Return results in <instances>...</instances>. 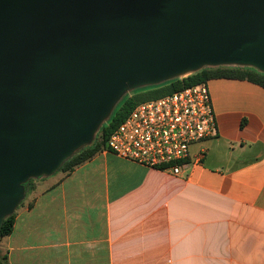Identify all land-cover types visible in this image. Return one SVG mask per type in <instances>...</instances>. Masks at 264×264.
Masks as SVG:
<instances>
[{
	"label": "water",
	"instance_id": "water-1",
	"mask_svg": "<svg viewBox=\"0 0 264 264\" xmlns=\"http://www.w3.org/2000/svg\"><path fill=\"white\" fill-rule=\"evenodd\" d=\"M264 73V0H0V226L137 88Z\"/></svg>",
	"mask_w": 264,
	"mask_h": 264
},
{
	"label": "crops",
	"instance_id": "crops-1",
	"mask_svg": "<svg viewBox=\"0 0 264 264\" xmlns=\"http://www.w3.org/2000/svg\"><path fill=\"white\" fill-rule=\"evenodd\" d=\"M207 84L216 135L179 174L99 152L36 179L0 241L8 264H264V88Z\"/></svg>",
	"mask_w": 264,
	"mask_h": 264
},
{
	"label": "built area",
	"instance_id": "built-area-1",
	"mask_svg": "<svg viewBox=\"0 0 264 264\" xmlns=\"http://www.w3.org/2000/svg\"><path fill=\"white\" fill-rule=\"evenodd\" d=\"M207 81L139 102L110 135L101 152L177 175L190 147L216 135ZM202 152L198 158L202 157Z\"/></svg>",
	"mask_w": 264,
	"mask_h": 264
},
{
	"label": "trees",
	"instance_id": "trees-1",
	"mask_svg": "<svg viewBox=\"0 0 264 264\" xmlns=\"http://www.w3.org/2000/svg\"><path fill=\"white\" fill-rule=\"evenodd\" d=\"M212 78H234V79L248 80L264 88V73L257 70L256 68L251 66H240V65H221L216 67L207 66L202 68L200 71L190 74L186 77L173 79L161 83L159 85L137 88L133 90L132 93H136L138 91L152 87H157V89L159 88L158 90H162L161 94L158 92L157 97H154V98H158L163 95L182 89L184 87L196 83L208 81L209 79ZM142 101L144 100L140 99V94L138 95L126 94L120 100V102L115 106L109 119L103 124H101V126L95 133L92 142L88 145L79 148L71 157L65 160L57 169V171L54 172L53 174H56L58 172L67 174L71 172L74 168L78 167L79 165L83 164L84 162L88 161L96 154L101 152V150L106 146L107 141L110 135L112 134V132L127 117V115L132 111V109L139 102ZM43 177L45 176H41L39 178H43ZM34 180L36 179H29L26 183H24L25 197L19 203L17 208L27 200L28 192L31 189V185ZM15 211L2 220L0 226V241L11 232L14 223ZM0 264H8L6 252H4V254L0 257Z\"/></svg>",
	"mask_w": 264,
	"mask_h": 264
},
{
	"label": "rangeland",
	"instance_id": "rangeland-1",
	"mask_svg": "<svg viewBox=\"0 0 264 264\" xmlns=\"http://www.w3.org/2000/svg\"><path fill=\"white\" fill-rule=\"evenodd\" d=\"M158 89H157V87H152V88H148V89H144V90L138 91L136 93H132L131 92L129 94H131V95L132 94L133 95L140 94V99H143L145 101V100H148V99H155L154 97H157L158 92L161 94L162 93V90H158ZM202 142H204V141H202ZM195 144H198V143H195ZM34 181H33V183H34ZM4 252H5V250H4V244H1L0 245V257L4 254Z\"/></svg>",
	"mask_w": 264,
	"mask_h": 264
}]
</instances>
